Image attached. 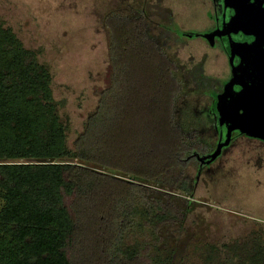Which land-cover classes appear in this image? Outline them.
I'll return each instance as SVG.
<instances>
[{
	"label": "trees",
	"instance_id": "16d2710c",
	"mask_svg": "<svg viewBox=\"0 0 264 264\" xmlns=\"http://www.w3.org/2000/svg\"><path fill=\"white\" fill-rule=\"evenodd\" d=\"M146 12L102 19L104 87L72 147L48 66L0 23V264H173L160 244L184 220L188 165L206 150L175 102L210 78L168 55L178 37L152 35ZM250 241L203 264H264V243Z\"/></svg>",
	"mask_w": 264,
	"mask_h": 264
},
{
	"label": "rangeland",
	"instance_id": "374dc122",
	"mask_svg": "<svg viewBox=\"0 0 264 264\" xmlns=\"http://www.w3.org/2000/svg\"><path fill=\"white\" fill-rule=\"evenodd\" d=\"M160 7L171 14L175 31L183 36L179 44L167 45L168 55L188 69L201 65L208 78L219 80L218 94L201 89L176 99V116L197 133L206 150L198 151L188 165L194 190L186 197L190 201L184 220L168 227L167 243L160 244L161 249L176 251L173 264H203L212 252L223 259L230 253L227 245L249 244L250 239L264 243V124L255 136L246 129L253 120L240 117L235 97L243 92V84L237 91L236 82H229L239 66L233 60L231 65L212 34L201 35L210 24L209 16L222 12L232 14L227 25H240L244 18L240 7L231 0H0V23L48 66L53 97L72 147L104 87L108 32L102 19L109 12L131 9L137 14L144 9L151 18L150 33L161 39L167 17ZM233 116L237 123L228 130ZM216 152L209 164L200 163ZM137 238L131 233L126 241Z\"/></svg>",
	"mask_w": 264,
	"mask_h": 264
},
{
	"label": "flooded vegetation",
	"instance_id": "af4514ba",
	"mask_svg": "<svg viewBox=\"0 0 264 264\" xmlns=\"http://www.w3.org/2000/svg\"><path fill=\"white\" fill-rule=\"evenodd\" d=\"M212 1L215 3L219 0ZM231 1L235 2L244 13L242 23L227 25L233 21L232 14L222 12L215 17L209 16L210 24L201 35L212 34L214 44L220 45L219 48L224 51L231 65L233 60L235 67L239 66V69H235L231 74L229 82H236L237 91L240 90L239 85L243 84V92L235 96L239 103L236 110L241 113L240 117H250L253 120L251 123H246L245 126L253 134L252 136H255L259 133V125H262V121L257 120L258 118L253 115L252 110H264V0ZM167 27L168 25L164 21L163 32ZM168 28L176 34L178 37L176 43L179 44L183 36L175 31L174 26ZM233 46L239 49L232 50ZM218 81V78H210V87H205V92L211 91L218 94ZM229 104L228 102V106ZM235 118L236 116L232 117L233 125L237 123ZM229 125L230 123L227 124V129ZM193 157L195 159V156ZM201 164L207 165L206 163Z\"/></svg>",
	"mask_w": 264,
	"mask_h": 264
},
{
	"label": "water",
	"instance_id": "95a60500",
	"mask_svg": "<svg viewBox=\"0 0 264 264\" xmlns=\"http://www.w3.org/2000/svg\"><path fill=\"white\" fill-rule=\"evenodd\" d=\"M252 111H253V115L256 118H258L257 119L258 121H260V122L262 121L261 123L263 125L264 124L263 123L264 122V110H252ZM231 125L233 126V121L230 122V125L228 127V130L231 129ZM218 149H220V146H218ZM217 153L218 152H216L215 154H213V156L211 158H208V159H205V160H201L200 159L201 163L209 164L212 161V159L217 155ZM193 156H198V154L197 153H194Z\"/></svg>",
	"mask_w": 264,
	"mask_h": 264
}]
</instances>
